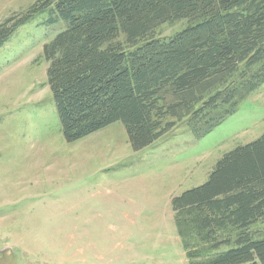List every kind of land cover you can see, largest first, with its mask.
Returning <instances> with one entry per match:
<instances>
[{
    "label": "trees",
    "instance_id": "obj_1",
    "mask_svg": "<svg viewBox=\"0 0 264 264\" xmlns=\"http://www.w3.org/2000/svg\"><path fill=\"white\" fill-rule=\"evenodd\" d=\"M46 10L65 26L42 54L68 143L117 122L134 151L178 123L201 139L264 84V0H38L0 24V48ZM180 20L185 30L155 38ZM171 210L188 264H264V133Z\"/></svg>",
    "mask_w": 264,
    "mask_h": 264
},
{
    "label": "rangeland",
    "instance_id": "obj_2",
    "mask_svg": "<svg viewBox=\"0 0 264 264\" xmlns=\"http://www.w3.org/2000/svg\"><path fill=\"white\" fill-rule=\"evenodd\" d=\"M37 1L0 0V24ZM53 16H34L0 48V264H188L163 217L172 198L204 184L225 153L264 133V84L201 139L178 123L134 151L117 122L68 143L42 54L65 28ZM188 25L163 24L154 36L170 40ZM138 215L140 227L126 228L124 217Z\"/></svg>",
    "mask_w": 264,
    "mask_h": 264
},
{
    "label": "crops",
    "instance_id": "obj_3",
    "mask_svg": "<svg viewBox=\"0 0 264 264\" xmlns=\"http://www.w3.org/2000/svg\"><path fill=\"white\" fill-rule=\"evenodd\" d=\"M139 208L140 209H138V212H141V213L144 212V210H146L145 208H142V207H139ZM157 209L158 208H155V209L151 208V209H149V211L150 212H157ZM139 218H141V215L140 216L139 215L136 216V219H134V220H131L130 217L125 216L124 217L125 221L127 223H130L129 225H127L126 228L131 229V228H135V227L136 228L140 227V226H137V224H136L138 222L137 219L139 220ZM163 219H164V222L166 223L167 230H168L169 234L171 235L172 239L174 241H176L177 234H176L175 225H174V221H173V212L171 214H168L167 216L163 217ZM161 222H162V219H159L158 223L161 224ZM172 224L174 225V228L172 227ZM143 227H145V228H153V227H149V226H143ZM177 238L179 239L178 236H177ZM179 242H180V239H179ZM180 245H181V242H180ZM181 248H182V246H181ZM128 251L130 252V259L134 261L135 255H134L133 249H131V250L128 249ZM183 254H185L184 251H183ZM95 258H96V256H95ZM101 261L106 263V264H113L115 262V261H112V260H108L107 261L105 258H102ZM116 261H118V259ZM143 261H144V263L146 262L145 259H143Z\"/></svg>",
    "mask_w": 264,
    "mask_h": 264
}]
</instances>
